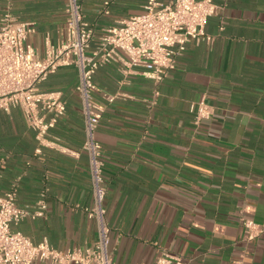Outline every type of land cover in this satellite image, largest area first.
I'll use <instances>...</instances> for the list:
<instances>
[{
    "label": "crops",
    "instance_id": "0c3cea01",
    "mask_svg": "<svg viewBox=\"0 0 264 264\" xmlns=\"http://www.w3.org/2000/svg\"><path fill=\"white\" fill-rule=\"evenodd\" d=\"M146 1L83 0L82 7L98 36ZM66 2L0 0V17L31 23L26 43L42 57L66 37ZM214 2L204 28L212 41L187 42L159 84L114 63L94 75L114 264H153L162 252L185 264H264V0ZM77 81L76 67L63 66L40 84L66 104L43 140L19 108L0 109V197L15 185L18 207L46 203L44 216L13 229L61 252L97 240L86 211L94 202ZM200 100L212 115L195 126L191 105ZM242 220H253L258 236L247 240Z\"/></svg>",
    "mask_w": 264,
    "mask_h": 264
},
{
    "label": "built area",
    "instance_id": "2783aa9c",
    "mask_svg": "<svg viewBox=\"0 0 264 264\" xmlns=\"http://www.w3.org/2000/svg\"><path fill=\"white\" fill-rule=\"evenodd\" d=\"M82 1L67 0L66 37L57 47L48 45L42 57L26 43L34 32L31 23L17 21L8 12L0 17V109L19 108L36 138L43 140L64 115L66 104L60 92L41 90L40 84L59 67H76L75 92L81 101L85 132L82 148L88 157L94 202L86 211L95 218L97 240L92 248L65 252L54 249L46 240L34 244L13 226L26 217L44 216L45 200L40 199L34 209L20 208L13 185L0 197V264H114L108 252L109 225L103 208L106 187L102 147L95 136L104 108L93 98L94 75L101 66L114 63L124 72L139 70L157 85L174 69L187 42L212 41L204 28L217 12L214 0H147L141 13L102 29L98 36L85 20ZM191 110L195 126L212 115L211 107L203 100L193 103ZM242 226L247 240L261 232L253 220H242ZM153 264L185 263L162 252Z\"/></svg>",
    "mask_w": 264,
    "mask_h": 264
}]
</instances>
